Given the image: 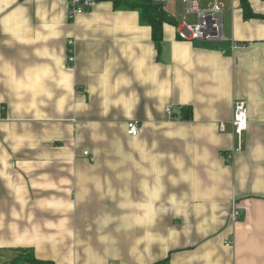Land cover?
Wrapping results in <instances>:
<instances>
[{"label": "crops", "instance_id": "1", "mask_svg": "<svg viewBox=\"0 0 264 264\" xmlns=\"http://www.w3.org/2000/svg\"><path fill=\"white\" fill-rule=\"evenodd\" d=\"M222 1L225 40L180 39L171 0L157 46L113 0H0V264H264V0Z\"/></svg>", "mask_w": 264, "mask_h": 264}, {"label": "built area", "instance_id": "2", "mask_svg": "<svg viewBox=\"0 0 264 264\" xmlns=\"http://www.w3.org/2000/svg\"><path fill=\"white\" fill-rule=\"evenodd\" d=\"M68 5V11L71 18L92 9L97 3L102 0H63ZM171 0H154L159 4L170 2ZM187 6V12L196 15V22H189L184 19L177 26V33L180 39L192 42H219L225 40L223 31V12L225 5L222 0H209L206 6H201V0H184ZM240 44L233 42L232 48L235 49ZM75 42L69 40V57L68 62L72 66L75 63ZM225 52V50L223 51ZM167 115L170 119L173 118L172 110L167 108ZM233 133L237 139V144L227 153L228 162H232L236 151L242 149L244 142V134L248 129L249 120L247 113V105L243 100H235L233 116L231 119ZM221 129H225L224 123H221ZM142 131L141 124L137 120L128 122L127 133L132 136H137ZM89 155V151L84 152ZM91 159H93L91 157ZM242 211L238 208H233L232 219L238 220ZM231 242H227L230 245Z\"/></svg>", "mask_w": 264, "mask_h": 264}, {"label": "trees", "instance_id": "3", "mask_svg": "<svg viewBox=\"0 0 264 264\" xmlns=\"http://www.w3.org/2000/svg\"><path fill=\"white\" fill-rule=\"evenodd\" d=\"M117 8H131L140 12L141 19L152 28L153 40L160 46L163 41V26L166 22L174 23L173 18L166 12L163 4L154 0H113ZM244 16L251 18L254 13L248 0H240ZM190 114V113H188ZM187 114V116H188ZM9 264H53L51 261L38 259L31 251L21 250Z\"/></svg>", "mask_w": 264, "mask_h": 264}, {"label": "rangeland", "instance_id": "4", "mask_svg": "<svg viewBox=\"0 0 264 264\" xmlns=\"http://www.w3.org/2000/svg\"><path fill=\"white\" fill-rule=\"evenodd\" d=\"M227 14H228V12L224 11V24H223V26H224V34L225 35L229 34V21H228V18H227ZM194 21H195V19L193 20V22Z\"/></svg>", "mask_w": 264, "mask_h": 264}, {"label": "clouds", "instance_id": "5", "mask_svg": "<svg viewBox=\"0 0 264 264\" xmlns=\"http://www.w3.org/2000/svg\"><path fill=\"white\" fill-rule=\"evenodd\" d=\"M254 101L257 102V103L264 102V101H260L258 97H254ZM213 179L220 180L221 178L214 176ZM69 207H71V205H69Z\"/></svg>", "mask_w": 264, "mask_h": 264}]
</instances>
